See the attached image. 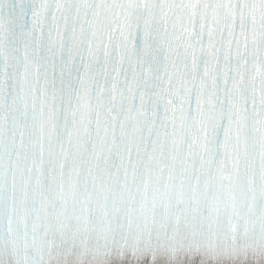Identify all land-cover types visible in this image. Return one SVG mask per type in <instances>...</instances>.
<instances>
[{
    "label": "snow or ice",
    "instance_id": "snow-or-ice-1",
    "mask_svg": "<svg viewBox=\"0 0 264 264\" xmlns=\"http://www.w3.org/2000/svg\"><path fill=\"white\" fill-rule=\"evenodd\" d=\"M0 264H264V0H0Z\"/></svg>",
    "mask_w": 264,
    "mask_h": 264
}]
</instances>
